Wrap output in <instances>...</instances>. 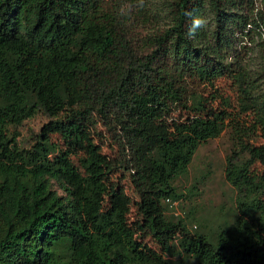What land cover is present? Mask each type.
Masks as SVG:
<instances>
[{"label": "trees", "instance_id": "16d2710c", "mask_svg": "<svg viewBox=\"0 0 264 264\" xmlns=\"http://www.w3.org/2000/svg\"><path fill=\"white\" fill-rule=\"evenodd\" d=\"M197 17L207 23L192 31ZM222 77L235 86L237 111L216 86ZM39 112H68L59 121L67 148L46 126L30 146L9 133ZM99 124L118 162L79 134ZM227 126L249 154L241 160L235 149L226 165L240 213L215 237L191 232L167 217L163 199L178 196L173 180ZM256 135L264 137V0H0V264H170L146 235L167 247L180 235L203 264H264ZM119 167L141 198L142 222H130L127 192L109 180Z\"/></svg>", "mask_w": 264, "mask_h": 264}, {"label": "rangeland", "instance_id": "374dc122", "mask_svg": "<svg viewBox=\"0 0 264 264\" xmlns=\"http://www.w3.org/2000/svg\"><path fill=\"white\" fill-rule=\"evenodd\" d=\"M159 2V0H148ZM254 66H256L254 64ZM216 86L223 95L231 100L229 110H238L237 91L230 78H220ZM221 99L215 100V104L224 106ZM68 112L57 117H49L41 112L27 118L22 124L11 125L9 133L18 135L20 146H30L37 140V135L43 127L49 129L50 138L58 147H66L68 141L59 127V121L65 119ZM178 112L174 113L177 116ZM81 136H90L101 146L109 158L118 162V147L111 139L104 126L98 125L97 129L86 128L79 133ZM256 143H264V137L256 135L252 138ZM241 152L240 146L236 145L232 137V128L225 127L219 135L208 139L200 144L195 152L187 170L178 175L173 184L178 192L177 197H172V203L164 198L165 213L168 218L177 220L182 218L191 232L209 233L215 237L223 228L230 227L240 213L238 189L226 177L227 159L234 150ZM82 149L71 154L76 165L81 166L80 157ZM241 160H246L249 154L242 151ZM252 168L263 172L264 166L256 161ZM109 180L117 185H122L130 199V222L143 221L145 209L141 198L134 188L130 174L123 168L114 169L108 174ZM52 187L60 193L64 192L57 179L50 178ZM144 242L153 247L170 264H203L194 255L182 249L180 235L174 238L173 245L167 247L159 243L155 236L146 235ZM69 242L64 240L58 246V251L66 255L69 250Z\"/></svg>", "mask_w": 264, "mask_h": 264}, {"label": "clouds", "instance_id": "9594fccd", "mask_svg": "<svg viewBox=\"0 0 264 264\" xmlns=\"http://www.w3.org/2000/svg\"><path fill=\"white\" fill-rule=\"evenodd\" d=\"M206 23L207 21L203 18H200V17L194 18L193 28L191 30L194 31L196 28L203 27L206 25Z\"/></svg>", "mask_w": 264, "mask_h": 264}, {"label": "built area", "instance_id": "2783aa9c", "mask_svg": "<svg viewBox=\"0 0 264 264\" xmlns=\"http://www.w3.org/2000/svg\"><path fill=\"white\" fill-rule=\"evenodd\" d=\"M167 200L170 201V204L172 203V200L170 197H167Z\"/></svg>", "mask_w": 264, "mask_h": 264}]
</instances>
